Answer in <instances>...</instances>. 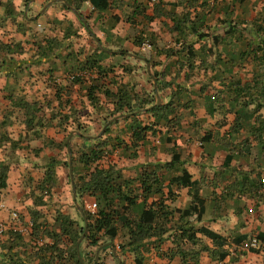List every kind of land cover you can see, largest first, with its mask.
I'll return each instance as SVG.
<instances>
[{
  "label": "crops",
  "instance_id": "crops-1",
  "mask_svg": "<svg viewBox=\"0 0 264 264\" xmlns=\"http://www.w3.org/2000/svg\"><path fill=\"white\" fill-rule=\"evenodd\" d=\"M230 1L0 0V161L10 163L7 186L0 188V195L22 218L21 232L9 230L0 238V264H38L39 255L33 248L36 220L47 219L52 226L58 210L76 220L78 228L84 226L77 250L82 264L90 257L91 264H264V243L257 237L264 232V150L254 142L252 152L247 153L242 139L228 134L234 115L228 114L224 125L219 110L208 111L212 107L209 98L215 100L223 87L222 78L217 75L202 90L214 72L191 71L187 47L196 42L199 48L204 41L197 42L190 20L184 37L177 29L184 14L194 21L200 14L204 23L198 29L205 32L210 27L215 33L218 28L216 33L223 35L224 25L217 24V19L229 13ZM262 7L264 0H244L237 10L234 6V17L244 18L246 11ZM213 12H218L216 22H209ZM168 49L174 51L169 56L164 52ZM228 60L219 66L224 69ZM196 63L200 64L198 58ZM93 64L111 69L101 82L114 91L128 86L141 96L156 95L158 106L171 102L175 109L171 123L156 126L154 134L147 132L138 148L124 150L131 145L135 128L155 119L147 112L153 105L135 112L136 117L124 112L105 121L113 104L100 94L105 103L98 109L88 97V86L98 77L89 68ZM245 65L253 70V65ZM82 70L89 75L72 82ZM244 71L243 76L251 75ZM175 113L180 117L175 118ZM107 127L111 129L109 147L119 139L124 141L123 149L116 147L109 161L133 182L132 189L140 193L139 176L154 173L163 186L165 203L183 210L192 202L190 186L174 179L196 181L204 200L200 213L184 220L176 213L174 221L179 225L189 221L196 230L205 227L226 240L215 242L199 231L189 240L170 232L159 244L145 240L150 242L135 254L122 248L128 234L119 228L115 237L101 233L99 246H91L85 238L87 221L82 207L95 199L78 197L74 173L65 175L64 168L70 162L73 166L76 150L81 153L108 138ZM53 161L55 176L49 186L44 180ZM143 199L132 207L133 216L149 211L160 196H150L146 207H142ZM52 227L60 230V226ZM16 235L25 242L18 244ZM243 236L247 238L238 244ZM44 239L51 242L47 236ZM253 239H257L255 246L250 244ZM64 254L63 264H74Z\"/></svg>",
  "mask_w": 264,
  "mask_h": 264
},
{
  "label": "trees",
  "instance_id": "trees-1",
  "mask_svg": "<svg viewBox=\"0 0 264 264\" xmlns=\"http://www.w3.org/2000/svg\"><path fill=\"white\" fill-rule=\"evenodd\" d=\"M243 1L233 0L232 5L228 6L229 10L231 9L229 13L225 17L217 19V24L224 25L223 35L216 32L212 33L210 27H206L205 32L198 29L202 28L204 23L200 14H197L195 21L191 20L189 15L184 14L178 22L177 29L179 35L184 37L183 35H186L185 30L188 28L185 24L190 20L192 31L197 34V42L204 41L199 48H195L196 45L194 44L196 42L187 47L190 60L188 66L191 71L199 68L204 70L205 74L209 69L214 72L206 86L202 87L203 91L207 90L212 81L217 78V75L221 76L220 85L223 87H220L215 100L209 98L212 107L208 111L212 113L219 110L224 115L222 123L224 125L228 123V114H234V120L231 122L228 134L235 138H241L243 148L247 147V153L250 154L254 142L260 144L264 150V7L253 18L234 17L235 2L240 3ZM199 20L200 23H198ZM183 24L185 25L184 28ZM210 41L211 45L209 44ZM164 52L169 56L174 51L168 49ZM210 56L213 58L211 62L209 61ZM197 58L200 60V64L196 63ZM224 59L229 60L227 66L222 69ZM247 62L249 65H253L252 71H248L245 65ZM89 68H93L98 74V77L91 80V84L87 89L92 105L98 109L104 107L105 101L102 100L100 94L104 95L108 103L113 104V109L107 111L105 121L124 112H131L132 116L136 117L138 113L135 112L143 111L147 106L153 105L147 112H152L155 119L150 124L137 126L133 132L131 145L125 147L124 150L138 148L147 132L154 134L156 126L161 123H171V115L175 110L171 102L158 106L156 105V95H150L149 93L147 97L141 96L135 91V88L128 86H119V89L114 91L101 82V79L111 71L110 68L95 64ZM242 69H246L245 74L251 73V75L243 76ZM230 73V78L226 80ZM154 75L156 76L155 73ZM81 80L84 79L82 77L71 79L72 82H80ZM167 84L164 83L163 86L165 87ZM174 116L179 118L180 114L175 113ZM105 135H108L107 140L85 147L77 158H73L72 169L77 196L93 197L98 204L97 215H93L88 211L85 205L82 207L83 217L87 221L85 238L91 246H99L101 233L115 237L119 228L128 234V238L122 243V248L133 251L135 254L145 249L148 242H150L145 240L151 239V243L159 244L166 239V234L170 232V234L179 232L181 237L185 238L186 236L189 240L196 231L211 237L215 242L226 240L208 228L200 227L196 230L193 226L188 225L189 221H186L184 225H179L174 221L176 213H179L180 218L183 220L185 218L190 219L194 213H200L204 200L201 198L196 181H186L181 177L174 179L179 185L190 186L192 202L189 208L183 210H176V208H172L165 203L163 186L160 180L154 176V173H151V175L144 173L139 176L141 194L138 193L132 189L133 182L123 177L122 169L115 162L106 160V157L116 147L121 146L123 149L124 141L119 139L118 142H113L112 146L109 147L107 142L111 139L110 127L106 128ZM208 140H210V137ZM132 156H137L136 151L132 153ZM104 161L109 162L105 163ZM55 168L56 161H53V165L48 169L44 180L49 186L53 185ZM9 170L10 163L5 160L0 161V188H6ZM49 194V192L45 193V195ZM169 194H172L171 191H169ZM152 195L160 196V199L151 203L147 209L149 211L144 209L139 215L133 216L131 209L137 205L138 199L144 197V206L142 207H146L147 199ZM48 223L47 219L36 220L34 226L36 239L40 237L44 239L45 236L51 239V242L33 246L39 255L38 264H63L65 252L68 253L67 258L69 261L74 264H82L83 261L78 258L77 250L80 246L78 241L84 231V226L79 225L78 228L79 223L60 210L54 215L53 224L54 226H60V230L52 227L53 225L49 226ZM257 237L258 240L264 243V232L259 233ZM246 238V236H243L238 244ZM15 239L18 240V244H21L22 241L25 242L21 235H16ZM223 244L221 243V245ZM92 260L93 258L90 257L89 262L86 264H91Z\"/></svg>",
  "mask_w": 264,
  "mask_h": 264
},
{
  "label": "built area",
  "instance_id": "built-area-1",
  "mask_svg": "<svg viewBox=\"0 0 264 264\" xmlns=\"http://www.w3.org/2000/svg\"><path fill=\"white\" fill-rule=\"evenodd\" d=\"M146 47L150 48V44L146 43ZM88 71H80L79 74L74 75L75 77H85L88 76ZM261 183L264 185V177L261 178ZM86 208L93 215L98 213V204L95 200H91L87 203ZM252 212V210H249ZM22 218L18 210L12 209L8 206L6 200L0 195V238L8 233L9 230L21 232ZM32 226V224L30 225ZM24 231V230H23ZM36 245H43L46 241L43 238H38L34 240ZM252 246L257 245V239H253L250 243Z\"/></svg>",
  "mask_w": 264,
  "mask_h": 264
},
{
  "label": "rangeland",
  "instance_id": "rangeland-1",
  "mask_svg": "<svg viewBox=\"0 0 264 264\" xmlns=\"http://www.w3.org/2000/svg\"><path fill=\"white\" fill-rule=\"evenodd\" d=\"M253 1H255V0H253ZM232 3H233V0L230 1V5H232ZM238 3H239V2H238ZM238 3L235 2V5H234V6L236 7V10H237V7H238ZM208 4H209V3H208ZM208 4H207V5H208ZM215 5H217V2H215ZM257 6H258V5H256V7H257ZM215 8H217V6H215ZM217 9H219V8H217ZM256 9H257V8H256ZM256 9L253 8V11H254V12H252V13L246 11V15H245L244 17H246V18L254 17V16L256 15V11H257ZM258 11H259V10H258ZM258 11H257V12H258ZM217 15H218V12H213V14H212L211 17H210V14H209V22H210V20H211V21H212V20L215 21ZM215 22H216V21H215ZM215 28H216V27H215ZM215 31H216V32H220V29L216 28ZM221 32H222V31H221ZM230 114L234 115L233 113H230ZM231 117H232V116H231ZM233 117H234V116H233ZM218 118H220V116H218ZM228 119H230V116H229ZM231 119H232V118H231ZM221 121H222V120H221ZM64 150H65V149H64ZM64 150H62V153L64 152ZM76 152H77V153H76V156L74 155V158H77L78 155H79V153H80V152L77 151V150H76ZM66 156H67V152H66ZM66 156H65V157H66ZM112 156H113V155H109V156H107V157H106V160H110V159H112ZM113 159H115V157H113ZM68 169H69V170H68ZM69 171H70V167H69V166H66V167L64 168L65 175L68 174ZM80 220H81V219H80ZM257 264H258V262H257Z\"/></svg>",
  "mask_w": 264,
  "mask_h": 264
},
{
  "label": "water",
  "instance_id": "water-1",
  "mask_svg": "<svg viewBox=\"0 0 264 264\" xmlns=\"http://www.w3.org/2000/svg\"><path fill=\"white\" fill-rule=\"evenodd\" d=\"M160 100V99H159ZM69 151H71V149L69 148ZM70 171H71V175H73V170H72V163L70 162Z\"/></svg>",
  "mask_w": 264,
  "mask_h": 264
}]
</instances>
